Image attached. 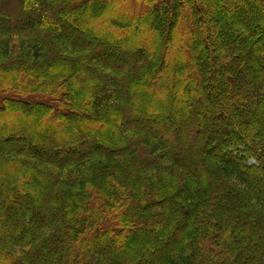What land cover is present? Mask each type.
Listing matches in <instances>:
<instances>
[{
	"label": "trees",
	"instance_id": "obj_1",
	"mask_svg": "<svg viewBox=\"0 0 264 264\" xmlns=\"http://www.w3.org/2000/svg\"><path fill=\"white\" fill-rule=\"evenodd\" d=\"M82 1L0 0V118L28 111L33 120L26 132L22 120H0V264H264V69L248 81L250 72L264 68V0H132L137 8L130 15L126 2L96 0L91 9L119 6L120 26L140 18L139 24L147 19L145 27L150 18L164 36L171 21L169 43L177 46L175 72L182 77L171 90L161 86L172 66L161 58V67L144 66L139 54L145 48L137 49L132 37L128 52L138 58L126 64L128 73L104 68L119 55L129 64L128 53L113 47L112 33L109 41L91 36L92 46L79 42L86 34L76 26ZM231 16L242 22L238 29ZM182 35L187 42L178 48ZM244 54L250 55L245 67L235 60ZM140 68L138 89L148 83L183 98V114L192 109L184 99L202 101L204 119L215 123L202 129L187 116L195 137L190 145L184 131L176 136L180 126L171 109L153 115L125 100L138 91L130 87ZM210 79L217 92L205 95ZM98 96L109 114L118 112L110 124L132 128L110 138L123 142L120 153L102 151L91 137L107 128V120H96L101 106L83 103ZM88 109L98 117L93 131L80 130L74 140L79 123L90 118ZM47 122L60 139L40 130ZM172 122L177 128L168 134ZM88 147L96 148L85 158ZM171 177L173 192L166 183ZM138 234L147 245L133 251L148 254L147 262L124 254Z\"/></svg>",
	"mask_w": 264,
	"mask_h": 264
},
{
	"label": "rangeland",
	"instance_id": "obj_2",
	"mask_svg": "<svg viewBox=\"0 0 264 264\" xmlns=\"http://www.w3.org/2000/svg\"><path fill=\"white\" fill-rule=\"evenodd\" d=\"M90 1L91 0H84V1H82L79 4V5H81V7H84L85 10H79L80 13H83V14H81L77 19L80 20L82 23H81V25H76V26L79 29H83L82 31H80L82 34L86 33L85 34V39L80 38L79 42H81L84 45H91L92 46V45L97 44V43H93V40L91 39V36H96L97 35L98 37L100 36V38H102V40L109 41L112 38L111 37L108 38V37L112 33L113 34L112 37H113V39H115L114 41H111L113 47L121 49V54L122 55H126L128 53V57L127 58H128V60L130 62L128 64L125 61H121L120 60L121 58H118L120 55L117 56V57H113L112 56L114 59H109V63L106 62L105 65H104L105 66L104 68H106L107 70L113 71V73L118 71L116 76H118V73L119 74L128 73V72H126V67L129 66V65H132V62L136 61V59L138 58V56H131V52H133V50L131 49L129 42H130V37H132L133 40L136 41L137 49L143 48V47L145 48L144 50H142V49L140 50L139 49L140 52H141L139 54V56L142 57V59H144V61H145L144 66L145 65L146 66L147 65L150 66L151 62H157L156 65L158 67H161V62L163 64L162 59H165L166 62H168L170 64L169 65L168 63H165L166 66H172V68L169 69V72H166V73L162 74V76H164L163 85L161 86L162 88H166V90L168 88L170 89V88H172V84H173V82H175V79L178 80V82L182 79L181 76L180 77L178 76V72H175V70H177V68H178V66L180 64V62H178L177 55H175V53H174V49L177 48V46L174 45L172 47L171 43H169V41H170L169 37L170 36H168V35L170 33V23H171L170 20H167L166 25H167V28L169 26V29H168V33L165 34L164 36L162 35V29L158 31L156 24L150 18H149L148 21H152V24L150 23L148 26H145V27L142 26V25H143V23H145V21H147V19H141V23L139 24L140 18L138 20L133 18L132 19L133 21L131 20V22H130L131 24H126V25H121L120 26L117 23V17H118L117 15L119 13V16L121 17V13L120 12H118V13L116 12V10L117 11L121 10L119 8V6L115 7V9H116L115 11H112L111 8H107L105 10H103V9L100 10V9H97V8L93 7L94 9H91V6H93L96 3V0H92L91 3L88 5V3ZM82 3H87V4L86 5H82ZM119 3H121V4L125 3L123 5H124L125 12L128 15L133 13L134 9L137 8L135 6L134 1H132V0H127V1L126 0H119ZM148 6H149V4L147 5V7ZM104 7H106V6H104ZM239 20L240 19H238L237 17H234V16L229 17V22L234 23L236 25L237 29L239 28L240 25H242V22L239 21ZM86 27H88L87 30H86ZM183 27H184V25L179 26V30L182 29L181 31H185V30H183L184 29ZM90 28L94 31V33H93L94 35L92 33H87V32H90ZM56 29H57V31H59L58 28H56ZM175 29H176V27H172V36H173V33L175 32ZM67 32L69 33L70 31L67 30ZM156 33H157V35H156ZM152 34H154V36H151ZM104 35H105V37H104ZM155 35H156V39H154ZM185 37H186L185 35H182V37L180 39V45H178V48H183V44L185 42H187V41H185ZM161 39H162V43L160 45L159 42H160ZM102 40H101V42H102ZM149 44H150V47H149ZM157 44H159L161 46L160 47V52H159L160 54L159 53L157 54L158 49H159ZM156 46H157V51H155ZM128 51H131V52H128ZM115 52H117V50H115ZM110 54L113 55L112 53H110ZM245 55L246 54H244L243 56H239V58L235 59L236 63L239 62V65H242L243 67H245L247 59L249 58V60H250V55H248L249 57L245 56ZM184 56H185V59H186L188 65H190V66L193 65V64H191L189 62V60H188L189 58L187 57L188 55L186 56V54H184ZM160 58H161V62H160ZM100 64H102V63H100ZM126 64H127V66H126ZM261 69L262 70L260 72H256L255 74L253 72H250L248 81H250V82L254 81L255 82L256 80H258L259 77H261L262 74H263V69L264 68L261 67ZM139 70H140V72L136 71L135 74L137 76H135V78L131 81V85H132L130 87L131 90L132 89L133 90L134 89L137 90L138 87H139V84H140V82L142 80V75L140 74L141 73V68ZM131 73H133V71L129 72L128 75H131ZM111 75H113V74H111ZM89 76L92 78V74L91 73H89ZM174 76H176V78ZM90 77H89V79H90ZM212 80L213 79H210V81L207 80L208 85L205 86L206 89H204L205 95L207 93H209L211 90L212 91L214 90L215 92H217L215 86H214L213 89L211 88V87H213L212 85H210V84H212L211 83ZM241 80H242V78H241ZM241 80H239V81L241 82ZM89 82H91V81H89ZM152 84H154L153 80H152ZM194 84H196L197 87H200L199 86L200 84L198 82H195ZM215 84L217 85L216 82L214 83V85ZM155 85H157V84H155ZM92 86H93V83L88 85V87H91L90 89L93 88ZM161 87L157 86L155 89L152 90V87L150 88V85L148 83H146V85L144 84L143 86H140V88L138 89L137 93L134 92V94H131L128 98H125V100L129 99L130 103H135V106H137L138 108L143 109V110L146 109V110H148L150 112V114H153V115H157V113H159V112L160 113H165L163 111L164 108H168V110L171 109L172 112H169V113H173V115L176 116L175 118H177L178 127L179 126L180 127L177 128L175 123L172 122L171 126L167 127L168 130L166 132L168 134H170V132L173 129L177 128V130L175 131L176 136L177 137L179 136L178 138L183 136V139L190 140V145H192V143L195 140V137H194V134L192 133V130L185 126L186 125V123H185L186 117L187 116H191L190 118H193L195 120V122L197 124L196 126L197 127H201L202 129L208 124H214L215 121L212 118L207 120V121L204 119V115H203L204 112L203 111L207 112V110L204 108L205 105L203 104L202 101L197 102V104H195V105H191L190 101L188 99L187 100L184 99V103L189 105L192 109L189 110V113L183 114V112H184V108H183L184 104H183V102L180 103L183 98L176 99V96H174V94H171V93L167 94V93H164V92L160 93L157 89H159ZM207 89H209V91ZM186 90L191 91L188 88H186ZM199 90H200V88H199ZM121 94L123 95V93H121ZM101 95H100V97H101ZM87 99H88L87 102L86 101L83 102L86 106L92 108L94 103H95V106L100 105L101 106V111L103 112V114L102 115H98V116H100L98 118V117L90 115L91 113H89V112H91V110H89V109H88L89 111L85 110L84 114H86L88 116L90 115L89 117L92 118V119H90V118L87 119L86 118V119H83L84 122H80L79 123V126L75 129L76 135L74 136L73 139L74 140L77 139V134L80 132V130L83 131L84 133H86V135H88V133H90V131H93V129H90V128H94L95 119L96 118H98V119H96L98 121H99V119L100 120H105V121L107 120L108 122L104 123V127L107 126V128L104 131H100V133H95L96 135L93 134L91 137H92L93 141L96 142L97 146L102 151L108 152L113 147L114 149L117 150L118 153H120L122 151L121 143H123V142H121L120 139L112 140L113 138L112 139H110V138H111L112 135H120L121 138H123L124 137L123 135H125V134L128 135V134L132 133V131H131L132 128H130L129 125H126L125 129H124V127L119 129L115 125H113V122H111V124H110V121L112 119L111 117L115 118V119H113L114 122H115V120H117V118L119 119L118 112L113 110V108H111L110 109L111 113L109 114V112L107 111V108L105 106V103L102 104V102L99 101V96L96 97L93 100H90V97L87 98ZM48 101H50V100H48ZM92 101H93V103H92ZM207 101H209V100H207ZM103 106H105V107H103ZM77 113L80 114L81 112L78 111ZM167 114H168V112L165 115H167ZM31 116H32L31 113H29L28 111H25V112L19 113V117L18 118H14V119H12L10 121L7 119L6 115L1 116L0 120H4V124L5 125L14 124L15 122H20L22 120L23 122H22V124L20 126V130L22 132H26L27 131V125L33 124V122H32L33 120H32ZM103 117H104V119H103ZM6 121H8V122H6ZM55 121L56 120H54V123H57ZM44 125H45V127H40V130L41 131L45 130V136L46 137H51L52 140H55L56 138L60 139V137H62V135L59 136V134L55 135L53 133V130H55V129H53L54 125H53L52 122H47ZM30 127L32 128L33 126H30ZM30 127H28V130L30 129ZM13 130H15V131H13L12 133H15L17 135L21 134L20 132L18 133V130H16V128H13ZM179 131H184V135L178 134ZM197 131H198L197 132L198 133V138H197L198 141L200 140L201 142H203L204 141V135L202 134L201 130L197 129ZM69 132L71 133V131H69ZM38 135H40V132H38ZM79 135H80V133H79ZM18 136H23V135L21 134V135H18ZM37 137H40V136H37ZM80 137H81V139L82 138L84 140L86 139L84 136H80ZM73 139H71V140H73ZM99 140L101 142V145L98 143ZM40 142L41 141H39V143ZM74 147H76V146H74ZM94 148H96V147H94ZM45 149H47V148L45 147ZM93 149H92V147H88L87 150H84V149L82 150V151H84L83 154H84L85 158L88 157L91 154V150H93ZM48 150H51V148L49 147ZM202 150H203V147L201 148V151ZM102 151H100V152H102ZM70 158H71L70 156L66 157V159H68V160H70ZM205 163L206 162L201 161V164H203V166L205 165ZM189 172H190L189 174H191V175L193 173L195 174V171H192V169H189ZM166 175H167V177H169L168 174H166ZM106 178L108 179V177H106ZM171 181H172L171 184L169 183V180L166 183H167V186H170L169 189L172 190V186L173 185H177V183L175 184V179H172V177H171ZM35 183L37 184V181H35ZM108 183H109V181H108ZM37 190H39V189L37 188ZM36 191H34V193ZM172 192H173V190H172ZM156 204H159V203H156ZM133 239H134L133 243H129V247H128L127 253L125 252L124 254L128 255V253L131 252L132 253L131 255H135L137 257V259H142L144 261L148 260L149 259L148 258V254L144 253L143 251L142 252L133 251V247H135V245H138V246L139 245H147V242H145L146 240H144L142 235H139V234ZM125 258L126 257L122 256V257L119 258V260H121L122 262H125V260H126Z\"/></svg>",
	"mask_w": 264,
	"mask_h": 264
}]
</instances>
